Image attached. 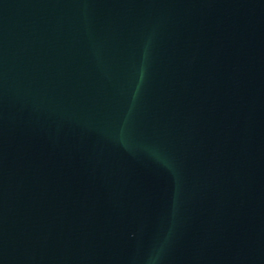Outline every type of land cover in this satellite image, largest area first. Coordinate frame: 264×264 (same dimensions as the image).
I'll return each mask as SVG.
<instances>
[{
	"label": "water",
	"instance_id": "obj_1",
	"mask_svg": "<svg viewBox=\"0 0 264 264\" xmlns=\"http://www.w3.org/2000/svg\"><path fill=\"white\" fill-rule=\"evenodd\" d=\"M0 264H264V0H0Z\"/></svg>",
	"mask_w": 264,
	"mask_h": 264
}]
</instances>
